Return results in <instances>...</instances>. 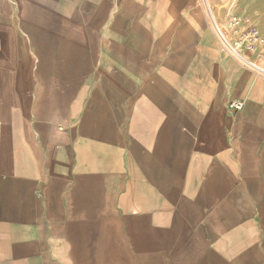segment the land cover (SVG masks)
<instances>
[{"label":"crops","instance_id":"0c3cea01","mask_svg":"<svg viewBox=\"0 0 264 264\" xmlns=\"http://www.w3.org/2000/svg\"><path fill=\"white\" fill-rule=\"evenodd\" d=\"M231 16L264 38V0H0V264H264V44L226 53Z\"/></svg>","mask_w":264,"mask_h":264},{"label":"built area","instance_id":"2783aa9c","mask_svg":"<svg viewBox=\"0 0 264 264\" xmlns=\"http://www.w3.org/2000/svg\"><path fill=\"white\" fill-rule=\"evenodd\" d=\"M215 32L223 45L224 51L237 57L247 67H251V65L242 53H254L257 47L264 44V38L260 32L256 28L244 27L242 20L237 16H231L225 27L216 26ZM227 107L229 110L237 112L242 109L243 104L240 101H231Z\"/></svg>","mask_w":264,"mask_h":264}]
</instances>
